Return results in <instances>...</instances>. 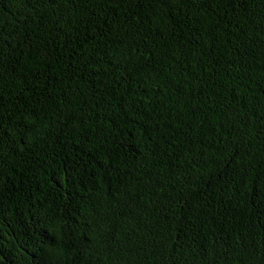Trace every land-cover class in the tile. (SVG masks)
<instances>
[{
	"label": "trees",
	"instance_id": "1",
	"mask_svg": "<svg viewBox=\"0 0 264 264\" xmlns=\"http://www.w3.org/2000/svg\"><path fill=\"white\" fill-rule=\"evenodd\" d=\"M0 264H264V0H0Z\"/></svg>",
	"mask_w": 264,
	"mask_h": 264
}]
</instances>
